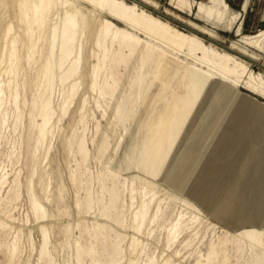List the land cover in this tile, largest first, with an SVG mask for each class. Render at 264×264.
Returning <instances> with one entry per match:
<instances>
[{
	"label": "bare ground",
	"instance_id": "6f19581e",
	"mask_svg": "<svg viewBox=\"0 0 264 264\" xmlns=\"http://www.w3.org/2000/svg\"><path fill=\"white\" fill-rule=\"evenodd\" d=\"M130 1L131 3L125 0H0V129L3 128L8 118V106L12 103L15 107L16 121L27 120L26 159L33 161L32 165H30L32 175L37 176V181L41 188L49 186L51 175L50 172L41 166L40 161L46 158L50 151L54 130L56 127L58 128L71 104L74 101L76 103L79 85L85 78V74L82 71L85 63H89L88 78L91 90L99 95L105 93L109 95L113 102L112 109L119 117L121 123L123 114L129 110L127 98L123 93L126 88L122 90L121 84L119 85L121 80L119 81L111 70L120 64L124 66L132 65L137 68L139 63L141 67L144 68L143 65L147 67L146 81L144 82L140 76L139 82L136 84L132 83L133 87L135 85L136 88V92L133 90L136 103L132 116H128L131 117L129 119L131 126H128L130 129H127L129 136L127 140L125 139V142H122L121 149L122 158L126 164H133L135 169H137V174H132L134 177L132 176L131 183L133 184L135 179L138 180L140 198L135 204L133 212H131L130 222L128 221L129 223L125 224L123 228L121 227L122 229L120 230L127 238L126 248L123 251H119L120 249L118 250V247L115 248L114 246L107 258L108 260H105L107 261L106 264H136V256L141 250L144 232L148 230V225L157 219L158 213L161 212H158V209H154L156 212L153 211L154 213H151V206L155 201L156 194L159 192V185L162 188H167L170 195L178 196L185 204H192L201 210H215L217 206L222 208L223 211L226 210L228 204L223 205V201L217 202L222 197L231 196L235 186L236 174L244 165L242 151L248 143L259 141L263 131L261 117L264 115V103L258 99V95L264 97V77L262 75H256L250 64L236 57V55L223 49L220 50L214 45L207 46L199 36L202 34L211 39H217L218 35L211 28L192 20L184 19L167 8L162 10L163 14L154 10L158 9L159 3L157 0ZM224 2L223 0H211V4L207 7H204L200 2L197 3V6L198 10L207 19L211 20L213 24L222 23L228 19V12ZM170 17L186 24L191 29V33L172 25L169 21ZM232 19H234V16H231L230 20L232 21ZM263 34L264 31L260 30L259 33L250 37L244 36L242 39L263 50L264 45L261 42ZM141 35L154 40L155 43L146 40L147 38H142ZM230 42L229 48L231 50L247 56L251 60L257 58L258 55L255 52L249 51L244 45L239 44L238 41L233 40ZM156 43L161 44L163 47ZM164 47L175 52L185 53L194 63H188L180 59L174 53L165 50ZM204 66L213 73L203 70ZM119 73V75H122L121 71ZM183 74L191 78L192 86L185 92L178 94ZM129 82L127 80L128 84ZM237 85H242L247 91H241L240 88H237ZM129 90L131 91V89ZM168 95L172 97L178 95L176 105H173L169 99V102L159 108L157 105L158 101ZM205 95V101L202 103ZM86 100L85 95L77 108L76 124L82 123L84 116H86L84 115ZM172 109H175L179 116L183 115L185 110L188 111V120L185 123L183 132L180 133L181 136L176 144L175 153L163 160L160 167L156 170L149 161L151 152L160 147L163 139L170 141L176 134H179H175V125L171 124L170 112ZM221 109L227 111L228 119L234 118L233 115L238 110H240V112L238 111L240 116L232 129L231 136L226 140L227 144L223 148L222 153L220 151L221 154L217 160L210 164L205 154L210 149V144L205 147L202 155L193 153L186 146L191 148L197 143H201L204 131L210 127L215 119H220ZM155 111L158 113L157 117L154 116ZM212 117H214L213 121H211ZM158 127H161L164 136L160 137L156 134ZM122 129L126 131L124 126ZM161 129L160 131H162ZM187 134L186 146L181 147ZM66 142L69 154L73 158L75 165L78 166L80 157H86L88 152L83 135L74 140L72 134H69ZM93 142L96 141L93 140ZM117 143L119 145L120 141H117ZM21 144V147H23V138ZM39 151L42 153L39 159H35ZM261 155L259 159L262 156L263 158L259 167L261 177L264 179V155ZM17 158L21 161L22 148L19 151V155L15 156V159ZM60 162L61 158H59L57 168V176L60 182L59 198L61 199L62 193L70 190L67 181L76 180L77 171L74 169V171H69L67 169L69 171L68 175L62 169ZM12 164L14 163L12 162ZM83 170L82 172H85ZM19 172L20 169L15 172L12 180L9 181L7 170H1L0 166V194L2 193L0 195V227L3 229L7 228L10 231L13 230L14 232L12 233L11 241H4L5 254L9 260H13L17 256L21 232L20 226L16 224L17 220L15 221L12 212L7 211V207L20 197L18 193ZM228 173H231V175ZM111 174H114L113 169H111ZM226 174L230 178L228 177L229 180L223 187V181L226 179L224 175ZM218 175L222 177L215 181L214 178ZM27 181V196L41 234L39 248V257L41 258L50 254L47 248L46 221L52 224L54 218L52 214L45 211L41 204V199L37 196L33 186V177L28 178ZM96 182H98V179ZM6 184H8L7 190H5ZM132 184L131 187H134L135 183L133 184L134 186ZM144 186L150 189L146 190L147 188H144ZM219 187H221V191L224 189L221 194L220 191L218 192ZM101 188L103 189V187ZM122 189L120 192H122ZM248 190L249 188L244 186L239 193V197H243ZM134 191L131 188L129 192L132 195ZM86 192H84L85 195H87ZM98 199L100 200V198ZM111 200H114V198ZM120 200L122 201L121 198ZM121 201L120 203H122ZM106 204L108 203L106 202ZM113 204H110L111 206L100 213V218L95 222L96 224L97 222L98 225L106 223L110 218ZM86 205H88L87 202ZM71 206L72 204L69 203L64 209H59L58 213L60 220L65 222L62 230L63 237L74 246V264H80V244L78 245L72 237L75 222L70 217ZM99 206L102 207V205ZM252 206H254L253 203L251 206L248 202L245 204L241 222L247 221L251 223L254 229V238L252 237L254 240L255 235H258L262 229L258 225V215L252 212L254 210ZM237 208L231 214L236 210L238 211ZM130 209L132 210V208ZM130 209L129 211H131ZM1 213H4V216ZM123 220L121 219V221ZM229 220L230 216L226 218L225 223L228 224ZM233 220L235 221L236 219ZM110 221L112 220L110 219ZM231 227L227 228L226 234L231 231ZM109 228H114V222H111ZM109 228H107L108 231ZM175 229V222H173L166 230L165 245L168 249L175 241ZM181 231L183 230L181 229ZM113 232L115 233V231ZM223 238L226 240V237ZM95 241H98V239ZM190 242V239L180 241V250L182 251L186 246L188 247ZM220 242L219 245L222 246L223 244L221 245ZM92 249L94 250V248ZM218 250L216 245L211 243L210 250L202 264H211V261L214 260L213 258L218 255ZM95 251L97 252V250ZM164 252L167 253V250ZM173 256L165 254L162 256L160 264H174L175 257ZM255 260L256 264H264V255L256 254ZM148 261L151 264H156L154 256H148ZM48 264L54 263L50 259ZM94 264L101 263L97 262Z\"/></svg>",
	"mask_w": 264,
	"mask_h": 264
},
{
	"label": "rangeland",
	"instance_id": "374dc122",
	"mask_svg": "<svg viewBox=\"0 0 264 264\" xmlns=\"http://www.w3.org/2000/svg\"><path fill=\"white\" fill-rule=\"evenodd\" d=\"M125 1L131 3L130 0H125ZM157 1L159 3L158 9H154L151 7L149 8L159 11L162 14H163L162 10L164 8H167L172 12L180 15L184 19H189L200 25L211 28L218 35L217 39H211L202 34H200L199 36L204 40V43L207 46L214 45L220 50L223 49L236 55V57L243 59L244 61H246V63L250 64L251 69L256 75L260 74L264 77V49L261 50L257 46H254L253 44H249L244 39H242V37L244 36L250 37L252 35H255L259 33L260 30L264 31V19L262 20L259 18L255 28H250V27L242 28L243 25L242 19L244 17L248 18L249 14L252 13L251 7L253 6L252 2L254 0H225V2L223 0V2L226 4L228 19H226L222 23H215V24H213L211 20L207 19L205 15L198 10V6H197V3L200 2L204 7H207L209 4H211V0H182V1L157 0ZM260 1L263 2L264 0H260ZM262 4L264 5V2ZM254 6L256 5L254 4ZM241 9L243 11H241ZM151 12L157 15L155 12L153 11ZM231 16H234V19H232V21L230 20ZM169 21L175 27L182 29L188 33H191L190 32L191 29L186 24L171 17ZM141 36L142 38L144 39L147 38L146 40L155 43L154 40H151L148 37H145L144 35ZM233 40L238 41L239 44L241 45H244L249 51L255 52L258 55L257 58L251 60L247 56H244L234 50H231L229 48V45L231 43L230 41ZM261 40H262L261 42L264 45V34L261 37ZM156 44L161 45L159 43ZM164 49L171 53H174L180 59L188 63H194L193 60L189 59L185 53L175 52L166 47H164ZM122 66L124 65L120 64L112 68L111 71L112 73H114V76L119 79V81L121 80L119 82V85L121 84L120 86L122 87V90L125 88L127 90V92L126 90L125 91L123 90V93L125 94L124 96L127 98L129 110H127L123 114L122 117L123 124L120 122L119 117L115 114L114 110L112 109L113 102L109 97V95L106 93L103 95H99L98 93H95L91 90L89 85V78H88L89 63L88 62L85 63L84 67L82 68V71L85 74V78L83 82L79 85L76 103L74 101L75 104L74 103L71 104L63 120L58 125V128L56 127V129L54 130L53 138H52V146L50 148V151L47 157L40 161L41 166L45 170L50 172L51 175L50 184L47 188H43V187L41 188V186L37 181V176L32 175V168L30 165H32L33 161L31 159L30 160L26 159L27 156L26 140L28 134L27 120L25 119L24 121L21 119V121L19 120L17 122L14 105L11 103L8 106L9 109V110L7 109L8 118L3 125V128H1L3 132L0 131V133L2 132L0 135L1 137L0 166H1V170L3 171L4 169L5 171L7 170L9 181L12 180V178L15 175V172H17L18 169H20L19 177H18V193L20 197L14 200L12 204L7 207L8 209L7 211L12 212L15 221L17 220L16 224L20 226L21 232L19 235V249L17 252V256L15 259L9 260L5 254L4 241L5 242L11 241L13 236L12 233L14 232L13 230L10 231L7 228L3 229L0 227V264H48L50 259L54 264H74V248H73L74 246H72L73 244H71L68 240H65V238L63 237L62 230L63 227L65 226V222L64 220H60L58 213L59 209H64L67 205H69V203L72 204L70 210L71 213L70 217L73 218L75 222V226L72 230V237L75 239L78 245L79 244L81 245V246L79 245L81 250V253L79 255L80 264H94L97 262H100L101 264L102 263L106 264L107 261L105 260H108L107 258L109 257V254L112 252V248L114 249V246L115 248L118 247L117 249L118 250L120 249L119 251H123L126 248V245L128 243L127 238L124 236L123 233H121L120 230L124 227L125 224L130 222L129 219L132 214L131 212H133V208L140 198L138 194L140 185L138 186L137 179H135V181L133 182V184L135 183L134 184L135 186L131 183V180L134 177L133 175L137 174L136 173L137 169H135L133 164L131 165L126 164V162L122 158L121 149L123 144L122 142H125L129 136L128 130L130 129V127L128 128V126H131L129 121L131 117L128 116H132V112L136 103L135 100L136 88L135 85L133 87L132 83L136 84L137 82H139L141 78H143L144 82L146 81L147 67L146 65H143L144 66L143 68L139 63L137 65V68L140 70L133 67L132 65L124 66L123 68L125 69H123ZM203 70L212 72L206 66H204ZM118 71L119 72L121 71V74L123 76L124 75L126 76L129 75V76H127V78L126 76L123 77L122 75H119L120 73ZM121 77L123 78V80ZM127 80L128 82L130 81L129 84L127 83ZM144 82L143 84H145ZM122 85H124L125 87ZM191 86H192L191 78L183 74V78L180 81L178 94L185 92L188 88H191ZM237 88L238 89L240 88L241 91H247V89H245L242 85H237ZM129 89H131V91ZM85 95L87 100L85 105L86 107L84 108L85 109L84 115L86 116H84L82 123L76 124V111L80 105L81 99ZM205 98L206 95L203 98L202 103L205 101ZM169 99L171 100V103L173 105H176V102L178 101V95H174L173 97L170 95L165 96L164 99H160L158 101L157 103L158 107L162 108L165 103L170 101ZM258 99L264 103L263 96L258 95ZM172 110L174 111L172 112ZM172 110L170 112L171 124L175 125V130H176L175 134L176 133L179 134H176L175 137H173L170 141H165L163 139L162 140L163 144L161 143L159 148L151 152L149 156V161L152 163L154 169L156 170L158 167H160L163 160H165L168 156H171L173 155V153H175L176 144L180 140V136H181L180 133L183 132L185 123L188 120V115H189L188 111L185 110L184 114L179 116L175 109ZM238 111L240 112V110ZM238 111L235 112V114L233 115L235 119L234 118L228 119V116L226 115L227 111L221 109V113L219 116L220 119L214 120V117H212L211 121L213 120L214 121L211 123L210 127L204 131L203 133L204 136L201 143L199 144L197 143L191 148H189V146H186L185 144L188 140V134H189L188 133L185 136V139L183 140L184 144L181 147L186 146L187 149H190L193 153L197 155H202L205 147H207L210 144L211 147L205 154L207 155L206 156L207 161H210V164H213L222 153L223 148L226 146L227 144L226 140H228V138L231 136L232 129L235 123L237 122L238 117L240 116L239 115L240 113ZM154 116L155 117L158 116L157 111L154 112ZM261 119H262L263 131L261 132L260 140L254 143L251 142L248 143L244 148V150L242 151V159H244V165L238 170L236 174L235 186L231 196L226 198L222 197L221 200L217 202L220 203L223 201L222 202L223 205L228 204V208L226 210L223 211L222 208L218 206L216 207L215 210H210V211L201 210L196 206L194 207V205L192 204L190 205L185 204L178 196H175L173 194L170 195L167 188H162V186L160 185L158 186L159 194L157 193L155 196V201L151 206V213L156 212L154 211V209L155 210L158 209L157 211L158 212L161 211V212L158 213L157 219L153 220V222H151L148 225V230H145L144 232L142 247L136 256L137 259L136 264H151L148 261V256H154L156 260V264H160V260L162 256H164L165 254H167L168 256H173L174 254L173 257H175L174 259L176 262V263L174 262V264H202L206 254L210 250L211 243L215 244L216 248L219 249L218 255L215 258H213L214 260L211 261V264L212 263L213 264H256V260H255L256 254L259 253L260 255H264L263 254L264 253V179L261 177L260 167H259L260 162L263 158L262 155H264V151H263L264 150L263 149L264 148V115H262ZM13 122H15L16 124ZM123 126L124 129H126V131L125 130L123 131L122 129ZM160 129L161 127H158L156 129L158 131V132L156 131V134L162 137L164 136V133H162L163 130L161 129L162 131H160ZM69 134H72L74 140H77L80 135H83V139L88 151L86 157H80L78 166H76L75 162H73L74 160L69 154V149L68 147H66L67 146L66 139ZM98 134L100 135L98 136ZM120 136H122L123 138ZM22 138H23V147H21ZM93 140L96 142H93ZM117 141H120L119 145ZM21 148H22V158L21 161H19L20 159L18 158L15 159V156L19 155V151L21 150ZM41 153H42L41 151L37 152L35 159L37 158L39 159ZM260 154H262L261 155L262 157H260L259 159ZM59 158H61L60 164L62 169L65 171V173L69 175L70 170L74 169L77 171L75 175L76 180L67 181L69 183L70 190L67 192H63L61 199L59 198L60 182L57 176ZM9 159L12 161L10 162ZM12 162L14 164H12ZM84 167L86 168V170ZM111 169L114 170L113 175L111 174ZM82 170L85 172H82ZM97 174L100 175V178L99 175ZM228 174L224 175V178L226 179L223 181L222 184L223 187L230 178L229 175H231V173L229 175ZM30 177H33V181H34L33 186L35 192L37 196H39V198L41 199V204L45 208V211L49 214H52L54 218L52 224L46 221V235L48 239L47 248L50 254L49 256L41 257L42 259L39 257V248L41 244L40 229L38 228L39 226L38 222L35 216L33 215L29 197L27 196L28 194L26 191L28 187L27 179ZM221 177H222L221 175H218L214 178V180L216 181ZM97 179L98 182H96ZM131 184L134 187H131ZM6 185L7 186L5 187V190H7L8 188V184ZM244 186H247L249 190L247 191V193L243 195V197H239V193ZM101 187H103V189ZM131 188L135 190L132 195L129 192ZM144 188H147V186H144ZM121 189L122 192H120ZM149 189L147 188L146 190ZM250 189L252 190L251 192ZM219 191L221 194L222 192L221 187L218 188V192ZM84 192H86L87 195H85ZM114 192L116 194L115 196H114ZM181 194L183 195V193ZM0 195H2V193ZM98 198H100V200ZM113 198L114 200H111ZM120 198L122 199V201L120 200ZM92 201L94 202L92 203ZM120 201L123 204L120 203ZM83 202H84L83 205L84 207L82 206ZM86 202L88 203V205H86ZM106 202L108 204H106ZM247 202L250 204V206L253 203L254 206L252 207L254 210H252V212H255L258 215L257 216L259 223L258 225L262 229L261 232L258 233V235H255L256 237L254 240L252 239V237L254 238V229L251 223L247 221L241 222V218L244 215V211H245L244 207ZM110 204H113L112 209L114 210L113 211L111 209L110 218L106 221L104 225H98V222L96 224L95 222L100 218V213L103 212L105 209H107L109 206H111ZM131 204L133 205L131 206ZM99 205H102V207ZM98 206L99 208H97ZM130 208H132V210ZM235 208H237L238 211L236 210L237 212L235 211L233 214H231ZM129 209L131 211H129ZM3 214L4 213H1L2 216H4ZM229 216H230V220H229L230 224L229 223L227 224L225 223V220ZM110 219L112 221L109 222ZM121 219L124 220L121 221ZM233 219L236 220L234 221ZM111 222H114V228L112 229L109 228ZM173 222H175V226H176L174 233L175 241L168 249L165 245L166 230L169 227V225ZM116 223L118 224V226ZM230 227H231V231H228L227 232L228 234H226L227 228ZM107 228H109V231ZM181 229L183 231H181ZM113 231H115V233ZM99 234L102 236H100ZM115 234L117 235L115 236ZM260 234H262L261 235L262 238ZM222 236L226 237V240ZM97 239L98 241H95ZM184 239L185 240L190 239L191 242L188 247L186 246V248L181 251L180 241ZM237 240L239 241L238 242L239 244L237 243ZM219 242L221 245L222 244L223 245L220 246ZM92 248H94V250ZM163 248L167 250V253L164 252L166 250H164ZM95 250H97V252ZM197 261L199 262L197 263Z\"/></svg>",
	"mask_w": 264,
	"mask_h": 264
},
{
	"label": "crops",
	"instance_id": "0c3cea01",
	"mask_svg": "<svg viewBox=\"0 0 264 264\" xmlns=\"http://www.w3.org/2000/svg\"><path fill=\"white\" fill-rule=\"evenodd\" d=\"M263 2H261L260 0H254L252 2V5H253L251 7L252 13L249 14L248 18L244 17L242 19V21H243L242 28L243 27L255 28V26L257 25V22H258V18L262 19V20L264 19V5L262 4ZM240 4H241V1H240ZM254 4L256 6H254ZM241 8H242V5H241ZM241 11H243V10L241 9ZM260 29H263V28H260ZM260 29H258V30H260ZM255 32H253V33H255ZM249 34H252V33H249Z\"/></svg>",
	"mask_w": 264,
	"mask_h": 264
},
{
	"label": "trees",
	"instance_id": "16d2710c",
	"mask_svg": "<svg viewBox=\"0 0 264 264\" xmlns=\"http://www.w3.org/2000/svg\"><path fill=\"white\" fill-rule=\"evenodd\" d=\"M182 30V29H181Z\"/></svg>",
	"mask_w": 264,
	"mask_h": 264
}]
</instances>
